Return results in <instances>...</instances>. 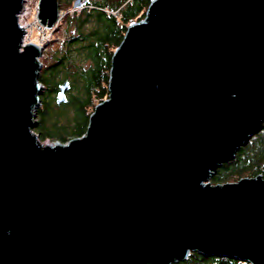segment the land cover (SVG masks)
<instances>
[{"label":"water","instance_id":"1","mask_svg":"<svg viewBox=\"0 0 264 264\" xmlns=\"http://www.w3.org/2000/svg\"><path fill=\"white\" fill-rule=\"evenodd\" d=\"M24 2L0 0V264H264V176L209 182L264 124V0H151L63 144L33 131L44 47L23 45ZM36 18L53 28L58 0Z\"/></svg>","mask_w":264,"mask_h":264},{"label":"trees","instance_id":"2","mask_svg":"<svg viewBox=\"0 0 264 264\" xmlns=\"http://www.w3.org/2000/svg\"><path fill=\"white\" fill-rule=\"evenodd\" d=\"M71 1L75 9L82 8L84 19H80V13L73 14L68 20L69 25L73 24V18H76L77 25H82L87 18H92L96 27L87 33L80 32L78 36L69 34L60 50L53 51V60L43 64L39 73V82L44 88V93L39 97L42 108L38 110L39 123L34 130L40 141L52 139L66 143L85 134L89 115L98 103L108 97L111 56L122 41L127 27L144 18L151 0ZM79 55L83 56V65L73 63V59ZM84 65L86 67H83ZM64 81L69 82L70 95L66 96L65 103L57 106L54 95L58 92L59 84ZM68 108L72 113L67 111ZM257 175L264 176V124L262 129L238 150L233 160L217 170L209 182L212 185L224 184ZM172 264L250 263L232 257L205 256L191 251L186 259Z\"/></svg>","mask_w":264,"mask_h":264},{"label":"rangeland","instance_id":"3","mask_svg":"<svg viewBox=\"0 0 264 264\" xmlns=\"http://www.w3.org/2000/svg\"><path fill=\"white\" fill-rule=\"evenodd\" d=\"M59 4L60 6H58V8L60 10H59V19L57 23L51 29H48V28L43 29V28H40V26L38 25L39 23H37V18H36L38 0H26V2L24 3L25 8L23 12L24 17L22 18V22L23 24L26 25V29H27L26 42L34 43V44L41 45L44 47L42 50V54L39 57V62L41 63L40 72L43 68V64L46 65L47 63L53 60V58L51 57L53 54V51L60 50L61 46L64 45V41L66 40V38L69 37V34L71 36H78L80 32L87 33L90 29L96 27V23H94L92 18H89V19L87 18L83 22L82 25L75 24L77 23L76 18H73L72 19L73 24L69 25L68 20L69 18H71V15L73 16V14L80 13V16H79L80 19L81 20L84 19L82 8L78 7L75 9L73 7V1L71 0H59L58 5ZM109 13H112V11H109ZM71 50L74 51L72 48ZM83 61H84L83 56H80V55L79 57H75V59H73V63L76 65H83L84 64ZM83 67H86V66L84 65ZM43 93H44V88L41 86L39 97ZM69 95H70V92L69 91L68 93L66 92V96H69ZM41 108H42V101L40 99V103L36 110L37 123H39L38 110ZM67 111L72 113L70 108H68ZM34 130L35 128L33 129V131ZM38 139L40 140L39 137ZM41 142L63 144V142L61 141L52 140V139L41 141Z\"/></svg>","mask_w":264,"mask_h":264},{"label":"built area","instance_id":"4","mask_svg":"<svg viewBox=\"0 0 264 264\" xmlns=\"http://www.w3.org/2000/svg\"><path fill=\"white\" fill-rule=\"evenodd\" d=\"M25 2H26V0H25ZM24 2V3H25ZM24 5H23V9H22V11H21V13L18 15V21H19V24L24 28V30H25V35H24V37H23V45H26V44H28L27 42H26V37H27V35H26V33H27V29H26V25L25 24H23V22H22V18L24 17V14H23V12H24ZM37 23H39L38 22V20H37ZM39 26H40V28H45V27H43V26H41L40 24H38ZM37 45V44H36ZM40 46V45H39Z\"/></svg>","mask_w":264,"mask_h":264}]
</instances>
